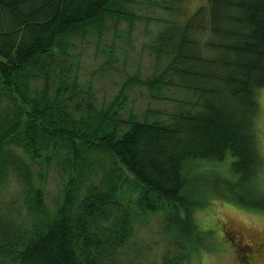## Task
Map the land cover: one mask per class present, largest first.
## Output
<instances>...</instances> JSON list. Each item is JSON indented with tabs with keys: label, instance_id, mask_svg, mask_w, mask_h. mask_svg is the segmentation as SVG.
<instances>
[{
	"label": "trees",
	"instance_id": "trees-1",
	"mask_svg": "<svg viewBox=\"0 0 264 264\" xmlns=\"http://www.w3.org/2000/svg\"><path fill=\"white\" fill-rule=\"evenodd\" d=\"M137 1L0 0V75L4 90L26 107L0 131V184L12 146L33 160L51 147L66 148L80 174L68 180L51 215L41 189L30 191L32 223L18 217L14 206L0 203V264H148L130 259L134 223L139 214L159 212L165 213L162 232L171 244L161 264H195L214 234L193 216L206 202L189 197L193 167L201 162L221 164L233 157L228 193L243 209H264V160L255 133L258 91L264 88V0H209L210 7L202 6L183 26L167 24L152 48L171 58L167 71L197 94V110L177 111L169 122L130 118L128 129L118 133L122 121L115 109L128 86L98 112L92 94L81 97L78 77L62 60L71 39L88 28L109 17L133 22L136 17L124 5ZM161 1L174 11L181 0ZM207 12L210 39L201 43L191 34L207 29ZM33 78L44 83L35 92L29 85ZM151 82L156 88L171 84ZM98 117L111 119L117 130L96 133ZM92 152L110 154L113 165L133 176L139 186L134 203L124 201L114 175L108 183L83 188L84 160ZM246 244L252 246L245 239L238 243L240 263L253 264L257 250Z\"/></svg>",
	"mask_w": 264,
	"mask_h": 264
},
{
	"label": "rangeland",
	"instance_id": "rangeland-1",
	"mask_svg": "<svg viewBox=\"0 0 264 264\" xmlns=\"http://www.w3.org/2000/svg\"><path fill=\"white\" fill-rule=\"evenodd\" d=\"M164 5L166 4L161 0H138L133 4H125L126 11L136 17L133 22L129 19L109 17L103 23L90 27L83 34L71 39L69 55L65 56L67 60H62L63 57L58 55V59L69 68L71 75L78 77L79 87L83 88L81 97L87 99L92 94L98 112L107 110L124 85L128 86L125 96L115 109L117 120L122 121L120 129H116L111 119L98 117L93 123L96 133L102 134L104 131L115 129L122 133L128 129L127 121L130 118L169 122L172 114L177 111L197 110V94L192 89L181 86L182 80L178 75L167 71L171 58L165 54L159 55L152 45L157 34L167 24L178 23L183 26L193 20L202 6L209 8V0H181L173 4L176 8L174 11L164 8ZM208 19L207 12V29H194L191 34L192 38L201 40V43L210 39ZM195 23L197 24V19ZM153 79H166L171 84L156 88L151 82ZM29 85L31 91L35 92L40 90L44 83L33 78ZM86 89L92 93L87 95ZM259 105L255 133L257 147L264 160V105L260 102ZM22 109L26 107L19 97L4 90L3 78L0 75V131L8 118L9 121L14 119ZM14 113L17 114L10 117ZM9 155L11 162L6 169L5 180L0 184V203L6 209L14 206L17 216L30 223L36 215L30 205L33 199L29 196L31 190L41 189L46 211L51 215L62 202L68 180L80 176L78 170L75 172L72 155L66 148L51 147L43 151L42 159L33 160L25 149L12 146ZM233 160V157H229L221 164L201 162L193 167L194 183L190 188L189 197L206 202L193 216L202 229L214 230V234L207 240L206 249H202L196 257L195 264H204L205 255L211 258V264H241L238 255L239 241L251 240L252 246L259 247V241L264 238V209L251 211L246 210L245 206L243 209L227 191V180L233 177ZM84 162L87 177L83 180V188L91 183H108L114 175L118 186L125 193L124 201L134 203L139 186L121 164L113 165L110 154L92 152L85 157ZM262 183L264 185V175ZM132 209L136 211L135 208ZM164 220V212L139 214L136 217L130 259L148 264L162 263L171 246L162 232ZM227 227L232 228L230 235L220 233ZM251 248L253 247L247 250L251 251ZM261 264H264V261Z\"/></svg>",
	"mask_w": 264,
	"mask_h": 264
},
{
	"label": "flooded vegetation",
	"instance_id": "flooded-vegetation-1",
	"mask_svg": "<svg viewBox=\"0 0 264 264\" xmlns=\"http://www.w3.org/2000/svg\"><path fill=\"white\" fill-rule=\"evenodd\" d=\"M231 230H232L231 227H227V229L224 230V235H227V234L230 235L231 234ZM248 236L251 237V235H248ZM261 239H262V241H259V247H253V246H251L249 244H246L248 246L253 247L252 248L253 250H255V249L257 250V254L254 251V253L256 254V255H254L256 257L255 258L256 261L253 264H261L264 261V238H261ZM245 242L250 243L251 240H247Z\"/></svg>",
	"mask_w": 264,
	"mask_h": 264
},
{
	"label": "clouds",
	"instance_id": "clouds-1",
	"mask_svg": "<svg viewBox=\"0 0 264 264\" xmlns=\"http://www.w3.org/2000/svg\"><path fill=\"white\" fill-rule=\"evenodd\" d=\"M259 102L264 105V89L260 90ZM204 264H211V258L207 255L204 256Z\"/></svg>",
	"mask_w": 264,
	"mask_h": 264
}]
</instances>
